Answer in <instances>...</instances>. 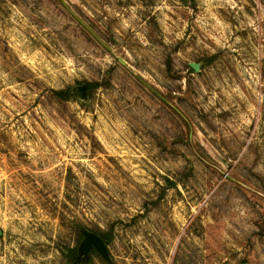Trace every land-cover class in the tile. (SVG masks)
Returning <instances> with one entry per match:
<instances>
[{"label":"rangeland","instance_id":"rangeland-1","mask_svg":"<svg viewBox=\"0 0 264 264\" xmlns=\"http://www.w3.org/2000/svg\"><path fill=\"white\" fill-rule=\"evenodd\" d=\"M63 1L109 50L0 0V264H264V0Z\"/></svg>","mask_w":264,"mask_h":264},{"label":"water","instance_id":"water-1","mask_svg":"<svg viewBox=\"0 0 264 264\" xmlns=\"http://www.w3.org/2000/svg\"><path fill=\"white\" fill-rule=\"evenodd\" d=\"M64 9L68 12V14L104 49L109 50L108 47L103 43V41L88 27L86 26L64 3L63 0H60ZM189 67L194 71L198 72L199 66L196 64H189ZM77 91L78 98L81 101H85L87 99V95L85 93L84 85H81L77 88H72V92ZM83 239L80 242L77 248L78 256H82L83 261L88 259L89 252L91 250H95V252L101 256L105 261H108V253L107 249L104 246L102 240L93 233L88 231H82ZM78 262V261H77Z\"/></svg>","mask_w":264,"mask_h":264},{"label":"trees","instance_id":"trees-1","mask_svg":"<svg viewBox=\"0 0 264 264\" xmlns=\"http://www.w3.org/2000/svg\"><path fill=\"white\" fill-rule=\"evenodd\" d=\"M166 71L167 72L170 71L169 62L166 63ZM83 85L85 87V93H86L87 96H89L92 91H94L95 89H97L98 87H100V85L97 84V83H83ZM53 93L60 100H68V99H71L72 98V94H71L69 88L66 89V90L54 91ZM73 231L75 232V234L77 236V241H76V244H75L74 248L67 249V256L66 257L69 260H71L72 256L75 254L76 249L78 248L80 241H82V239H83L82 231H88V232L93 233L96 236H98L102 240V242H103V244H104V246L106 248L111 244V241H112V237H111V234L110 233H102V232H98V231H91V230H88V229H86L85 227H83L81 225H75L73 227ZM92 256H94L96 258H99L101 262L105 263V260L101 256H99L95 252V250H91L89 252V257H88L89 258V261L91 260V257Z\"/></svg>","mask_w":264,"mask_h":264},{"label":"flooded vegetation","instance_id":"flooded-vegetation-1","mask_svg":"<svg viewBox=\"0 0 264 264\" xmlns=\"http://www.w3.org/2000/svg\"><path fill=\"white\" fill-rule=\"evenodd\" d=\"M75 88H77V87H75ZM71 94H72V96H74L75 94H77V91L75 90V92L73 93L71 90Z\"/></svg>","mask_w":264,"mask_h":264}]
</instances>
